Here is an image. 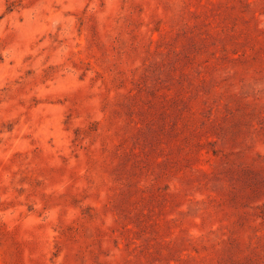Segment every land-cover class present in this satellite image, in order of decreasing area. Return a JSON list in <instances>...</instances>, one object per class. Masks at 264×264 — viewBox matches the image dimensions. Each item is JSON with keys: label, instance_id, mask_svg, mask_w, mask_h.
Masks as SVG:
<instances>
[{"label": "rangeland", "instance_id": "374dc122", "mask_svg": "<svg viewBox=\"0 0 264 264\" xmlns=\"http://www.w3.org/2000/svg\"><path fill=\"white\" fill-rule=\"evenodd\" d=\"M0 264H264V0H0Z\"/></svg>", "mask_w": 264, "mask_h": 264}]
</instances>
